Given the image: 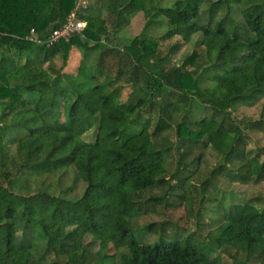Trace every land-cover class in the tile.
<instances>
[{
    "label": "trees",
    "instance_id": "16d2710c",
    "mask_svg": "<svg viewBox=\"0 0 264 264\" xmlns=\"http://www.w3.org/2000/svg\"><path fill=\"white\" fill-rule=\"evenodd\" d=\"M76 3L0 0V264H219L216 251L264 264L261 196L210 200L208 240L199 239L201 201L217 195L221 178L264 182V145L249 149L247 138L264 134V0H110V29L100 16L75 15L80 34L49 43ZM137 12L146 26L161 21V36L115 40ZM196 34L203 59L194 48L169 65ZM173 37L180 42L159 56V41ZM74 53L76 69L63 73ZM257 102L258 119L233 121L236 107ZM10 131L20 137L10 141ZM209 155L213 164L191 192ZM65 179V193L81 184L79 195L49 191ZM29 180L39 189L17 193ZM184 187L197 196L191 233L170 219L134 223L168 199L184 201L190 217ZM146 233L152 243L141 241Z\"/></svg>",
    "mask_w": 264,
    "mask_h": 264
},
{
    "label": "rangeland",
    "instance_id": "374dc122",
    "mask_svg": "<svg viewBox=\"0 0 264 264\" xmlns=\"http://www.w3.org/2000/svg\"><path fill=\"white\" fill-rule=\"evenodd\" d=\"M165 1V0H163ZM170 1L173 0H167L166 4H169ZM110 0H77L76 6H75V11H73L71 14H74V16L76 15H94V16H100L104 21H105V27L107 29H110L112 27V24L114 22V19L112 17V15H110L108 13V8L107 6L109 5ZM162 4H164V2H162ZM165 4V5H166ZM233 9H235L233 7ZM75 16V18H76ZM237 17V15H236ZM163 24L160 21V23H158V21L152 25H147L146 26V20L144 18V15L142 12H137L129 21L128 24H126V26H123L119 29L114 30V34L112 35V37L115 40H121V42L123 41H128L131 38L138 36L140 34H147L148 36H152V37H159L161 36L162 32H163ZM112 38V39H113ZM200 40V36L198 34L192 36L191 40L189 41V43L187 44H182L179 48V50L172 56H170V63L169 65H179L180 62L191 52L192 49L196 48L197 50H199L200 52V56L203 59L204 56V47L198 46V42ZM180 42V38L178 37H173L170 40L167 41H159V44L157 46V53L159 56H162L163 54L166 53L167 49L169 48V46H171L174 43H178ZM104 44L107 46H110L112 44V41L110 40L109 42H104ZM121 46V45H120ZM78 61V54L74 53V54H69L67 61H66V65L63 69V73H71L73 74L74 70L76 69V64ZM52 65L57 68L60 65V60L59 58H56L53 60ZM114 71V70H113ZM111 71V72H113ZM113 74V73H110ZM127 93H128V89L127 88H123L121 95H120V101H125L127 98ZM22 97L27 99V100H31L32 102L35 100V97H31L26 93H22ZM34 99V100H33ZM259 105L260 102H257L256 104L252 105V106H243L240 105L238 107H236V110L234 113L231 114V118L233 119V121L235 120L236 122L243 119V120H256L258 119V113H259ZM171 135V139H173L174 136V129L171 131L170 133ZM20 137V134L17 133V131H10L9 132V140L10 141H15ZM247 138L249 141V149H254L255 146L260 147L262 145H264V134L263 133H257V132H247ZM226 142H229V140L227 139ZM11 153H14V147H11ZM205 161L202 164V166L200 165V167L197 169L196 171V175L192 178V179H197L195 181H193L194 183H190L191 185V192L193 190V188H196L197 183L199 180H201L206 171L207 168L211 167L213 164V159L212 156H206L205 157ZM167 170V178L170 179V175L169 172L171 171V168L168 167L166 168ZM191 179V180H192ZM171 184L173 185L175 183V180H170ZM70 179H65L63 183L61 184H56V183H50L49 186V191L53 194H58L61 197H65V198H72L73 196H77L79 195L80 191H81V184H77L73 190V192L70 193H65L64 188L66 186H70ZM20 184L22 185L23 182L20 181ZM39 187L35 186V183L32 182L31 180L29 181H25L24 186L20 187L19 189H15L17 193L22 194V195H30L32 194L34 191L38 190ZM216 193L217 195L215 196V194H207L205 196V199L201 201L200 207H202V213H203V217L201 218L202 223L204 224L201 228H200V232L202 234L201 237H199L200 240L206 239L208 240L207 233L209 232V228L207 227L206 223L208 222V218L212 217V209H211V204L209 203L210 200H213L214 202H216L217 200L215 199L218 196H226L225 198H227V196H230V202H240L242 203L245 199L254 197V196H261L264 198V182H259L256 185H253L251 183L249 184H233L232 180L230 179V177L228 175H225L223 178L220 179V181H218V183L216 184ZM158 192L157 190H153L152 193ZM183 192V193H182ZM180 191V194H184L185 197H191L193 200L192 203V207L189 208V210L192 209L191 211V215L190 217L187 215L186 210H184V208L187 207V204L181 200L180 203L174 204V200H170L168 199L167 204H163L162 207L160 205H154L152 206V212H148L138 218H136V220L134 221V223H137L138 225L144 226L148 223H160L161 221H164L166 219H170L172 221H176L179 225L180 228H178V230H180L179 232L181 233L182 230H186V232L191 233L194 228H195V223H194V219H192V216L195 214L196 211V194H190L187 191V188L184 187L183 191ZM151 193V194H152ZM147 196H150V193H147L146 195H144V199H146ZM173 199V198H171ZM262 205V203H261ZM140 226V227H141ZM182 226V227H181ZM184 227V228H183ZM111 235L115 238L118 239L120 237V232L111 231ZM155 235L154 234H143L142 235V239L141 241L144 243H152L155 239ZM214 257H216L219 261V264H257L256 263V258L252 257L249 258L250 261L249 262H240L238 260V258H245V256L243 255V253L239 252L238 256L234 255L231 258L223 253H221L220 251H216L215 253H213Z\"/></svg>",
    "mask_w": 264,
    "mask_h": 264
},
{
    "label": "built area",
    "instance_id": "2783aa9c",
    "mask_svg": "<svg viewBox=\"0 0 264 264\" xmlns=\"http://www.w3.org/2000/svg\"><path fill=\"white\" fill-rule=\"evenodd\" d=\"M84 28V22L75 18L74 14H70L64 23L49 36V43L55 42L58 39L66 38L71 34H80Z\"/></svg>",
    "mask_w": 264,
    "mask_h": 264
}]
</instances>
